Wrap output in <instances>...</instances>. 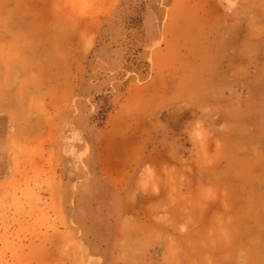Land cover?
<instances>
[{"label":"rangeland","instance_id":"obj_1","mask_svg":"<svg viewBox=\"0 0 264 264\" xmlns=\"http://www.w3.org/2000/svg\"><path fill=\"white\" fill-rule=\"evenodd\" d=\"M253 1L247 86L182 50L167 57L174 76L165 54L154 60L169 17L171 48L207 30L197 0H0V85L13 107L21 96L31 117L55 119L44 142L32 140L43 125L13 136L0 116V264L264 263V0ZM66 86V109H39Z\"/></svg>","mask_w":264,"mask_h":264},{"label":"crops","instance_id":"obj_2","mask_svg":"<svg viewBox=\"0 0 264 264\" xmlns=\"http://www.w3.org/2000/svg\"><path fill=\"white\" fill-rule=\"evenodd\" d=\"M174 1V0H173ZM198 7L195 11L200 17V23L204 25V28L208 27L207 30H198L195 34V41L182 43L181 48L177 46L176 48L169 47L170 44L173 43V39L170 36V17L164 23L165 35L160 44L162 46V50L153 54L154 60H157V56L160 57L162 54H165L166 61L168 64L166 65V77L174 76L169 74L167 70L175 69L174 63L172 65L173 59H167L169 55L179 54L181 53L189 59L188 65H194L199 62V65H205L207 63H212V67H219L221 71L230 72L233 71L232 75L229 73L228 77L234 78H245L246 85H249V80L253 79L255 76V39H254V28L255 21L254 15L258 13L255 11L254 1L253 0H218L217 5L208 4V0H197ZM173 9V6H169V11ZM257 10V9H256ZM190 11V10H189ZM259 11V10H257ZM170 13V12H169ZM261 13H264V5L261 8ZM213 16L216 18L217 22L214 25L212 31L211 27L213 25ZM29 25L25 26L22 31L29 30ZM188 35H194L191 31H187ZM215 38H213L212 37ZM151 43V42H150ZM153 43V42H152ZM151 43V44H152ZM259 50H257V55H261L262 58L258 60L262 65L264 64V38L258 40ZM197 55V60H195L194 55ZM207 57V60L205 59ZM217 65V66H216ZM189 69V67H188ZM190 70V69H189ZM258 72V71H257ZM263 73L258 76L264 77ZM168 74V75H167ZM200 76V74L198 75ZM201 76H205L202 74ZM185 77V74H183ZM237 85V81L235 83ZM4 87L0 85V116H2L5 120V124H8L9 130L6 132L7 134H13V136H20L21 132L18 128V125H43V128L37 132V135L32 136V140L37 141H46L47 140V125L51 126L54 124L52 120L55 119L50 118L49 122L46 121L45 113H41V116L31 117L30 107L27 105L24 106L23 97H19L21 100L22 106L13 107V99H17L14 94L13 89ZM201 91V90H199ZM47 92V91H46ZM76 92V89H70L67 86L61 87L57 92L54 91V96L49 95L47 97V101L45 105L39 106V109H51L55 111L61 112L66 109L71 101L73 93ZM184 93H192L195 92L193 88H188ZM216 92V91H214ZM222 92V91H219ZM48 93H51L48 91ZM15 104V103H14ZM24 109L26 111L25 117H17L14 113V109ZM43 116V117H42ZM42 118V119H41ZM24 120V121H23ZM48 134H50L48 132ZM37 136V137H36ZM25 139L31 140L30 137H25ZM262 188L264 190V182L262 183ZM264 264V263H263Z\"/></svg>","mask_w":264,"mask_h":264}]
</instances>
